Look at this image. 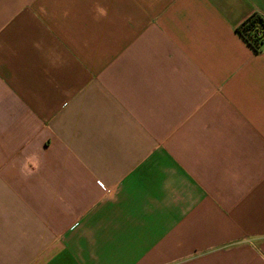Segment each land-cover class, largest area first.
<instances>
[{"label": "crops", "instance_id": "obj_1", "mask_svg": "<svg viewBox=\"0 0 264 264\" xmlns=\"http://www.w3.org/2000/svg\"><path fill=\"white\" fill-rule=\"evenodd\" d=\"M264 0H0V264H264Z\"/></svg>", "mask_w": 264, "mask_h": 264}, {"label": "trees", "instance_id": "obj_2", "mask_svg": "<svg viewBox=\"0 0 264 264\" xmlns=\"http://www.w3.org/2000/svg\"><path fill=\"white\" fill-rule=\"evenodd\" d=\"M239 31L256 50H260L261 46L264 45L263 16L254 15L250 17L240 26Z\"/></svg>", "mask_w": 264, "mask_h": 264}]
</instances>
